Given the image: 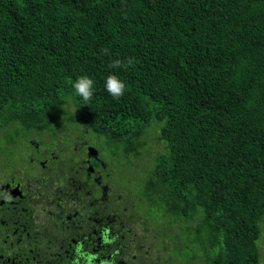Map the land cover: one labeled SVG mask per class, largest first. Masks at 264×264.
Returning <instances> with one entry per match:
<instances>
[{
  "label": "trees",
  "instance_id": "obj_1",
  "mask_svg": "<svg viewBox=\"0 0 264 264\" xmlns=\"http://www.w3.org/2000/svg\"><path fill=\"white\" fill-rule=\"evenodd\" d=\"M61 124L127 167L156 127L143 194L169 219L162 244L188 264H262L264 0H0V132Z\"/></svg>",
  "mask_w": 264,
  "mask_h": 264
},
{
  "label": "flooded vegetation",
  "instance_id": "obj_2",
  "mask_svg": "<svg viewBox=\"0 0 264 264\" xmlns=\"http://www.w3.org/2000/svg\"><path fill=\"white\" fill-rule=\"evenodd\" d=\"M16 130L0 152V264H177L137 210L139 166L87 127Z\"/></svg>",
  "mask_w": 264,
  "mask_h": 264
},
{
  "label": "rangeland",
  "instance_id": "obj_3",
  "mask_svg": "<svg viewBox=\"0 0 264 264\" xmlns=\"http://www.w3.org/2000/svg\"><path fill=\"white\" fill-rule=\"evenodd\" d=\"M59 126H62V124ZM151 129L148 130V132H147V135L152 137V138L147 139V142H149L148 143L149 146L147 148L148 152H146V154L145 153L143 154V156L141 157L142 159L140 160V162H142V163L139 164V167L136 170V174H137L136 177L138 178V183H139V186L137 187V191L141 197H144V201L148 205H149V203L144 196L145 193L143 194V191H145V189H146V182H147L148 176H149V174H148L149 170H148L146 164L151 163L152 165H154L156 158L154 161H152V160L154 159V157H156L155 155L159 152V150L161 151L163 149L162 143H160V142L155 143V141H156L155 137L159 134L156 127L153 130H151ZM12 134L13 133L4 134V133L0 132V152H4V153H7L8 151L10 152V149H11L10 137L12 136ZM151 139H152V142H150ZM144 156H145V159H143ZM120 157L124 160L123 156H120ZM147 159H149L148 162H145V160H147ZM137 210L145 218L147 226H149L152 229L162 231L164 229V227L166 225H168L167 221L169 219H168V217H166L165 212H163L162 209H157V208L151 207L150 205H149V207H144L143 205H139L137 207ZM173 229L176 230V232H178L180 234L182 233L181 226L173 225ZM167 242H169L172 245V248H173L172 253L177 252V250L174 247L175 242L173 240H168ZM181 245H182L181 248L185 247L184 244H181ZM186 257H187L186 255H184L183 258H174L172 256V259L177 264H188ZM262 264H264V241L262 242Z\"/></svg>",
  "mask_w": 264,
  "mask_h": 264
},
{
  "label": "clouds",
  "instance_id": "obj_4",
  "mask_svg": "<svg viewBox=\"0 0 264 264\" xmlns=\"http://www.w3.org/2000/svg\"><path fill=\"white\" fill-rule=\"evenodd\" d=\"M121 66L127 68L129 66H134V65L131 58L128 59L126 64H124V62L119 59L113 60L110 64V67L112 68H120ZM93 86H94L93 79L86 75H82L78 77L73 82L72 85V87L75 90V93L78 96L82 97L83 100L86 102L90 101L93 96ZM105 89L113 98L118 99L124 95L126 90V84L117 75L110 74L107 76L105 80Z\"/></svg>",
  "mask_w": 264,
  "mask_h": 264
}]
</instances>
